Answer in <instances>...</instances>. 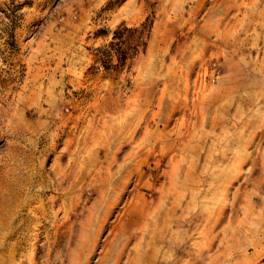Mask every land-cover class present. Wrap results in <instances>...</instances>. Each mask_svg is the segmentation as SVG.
Listing matches in <instances>:
<instances>
[{
    "label": "rangeland",
    "instance_id": "rangeland-1",
    "mask_svg": "<svg viewBox=\"0 0 264 264\" xmlns=\"http://www.w3.org/2000/svg\"><path fill=\"white\" fill-rule=\"evenodd\" d=\"M0 264H264V0H0Z\"/></svg>",
    "mask_w": 264,
    "mask_h": 264
},
{
    "label": "built area",
    "instance_id": "built-area-1",
    "mask_svg": "<svg viewBox=\"0 0 264 264\" xmlns=\"http://www.w3.org/2000/svg\"><path fill=\"white\" fill-rule=\"evenodd\" d=\"M218 74H219V70L215 67L212 68V77H211L212 81L215 80V78L218 76Z\"/></svg>",
    "mask_w": 264,
    "mask_h": 264
},
{
    "label": "trees",
    "instance_id": "trees-1",
    "mask_svg": "<svg viewBox=\"0 0 264 264\" xmlns=\"http://www.w3.org/2000/svg\"><path fill=\"white\" fill-rule=\"evenodd\" d=\"M141 29L143 30V35L145 36V37H147V30H145V26H144V24L142 23L141 24ZM145 31V32H144Z\"/></svg>",
    "mask_w": 264,
    "mask_h": 264
}]
</instances>
